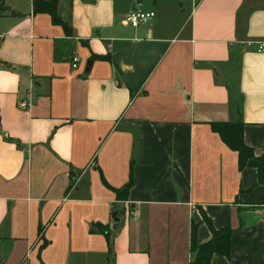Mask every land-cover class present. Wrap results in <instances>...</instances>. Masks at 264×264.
<instances>
[{"label": "crops", "instance_id": "1", "mask_svg": "<svg viewBox=\"0 0 264 264\" xmlns=\"http://www.w3.org/2000/svg\"><path fill=\"white\" fill-rule=\"evenodd\" d=\"M57 1L70 31L32 0L0 15V264H190L202 209L238 227L211 264H264V185L210 123L264 153V0Z\"/></svg>", "mask_w": 264, "mask_h": 264}, {"label": "trees", "instance_id": "2", "mask_svg": "<svg viewBox=\"0 0 264 264\" xmlns=\"http://www.w3.org/2000/svg\"><path fill=\"white\" fill-rule=\"evenodd\" d=\"M33 11L35 13H48L51 15L52 21L55 24H60L70 31L68 24L61 18L58 13V1L57 0H32ZM8 11V7L5 4V0H0V15H3ZM94 57V56H93ZM100 59L111 60V56L99 55L96 56ZM211 127L213 131L217 132L222 138L223 142L231 149L238 152V164L239 169H243L247 166H252L257 169L258 181L256 184L264 185V153L257 155L252 146L248 145L244 138V126L245 122L242 120L237 121H212ZM134 162L131 163L129 179L119 188H114L117 198L122 201H126L129 197V191L134 184ZM73 173H71L70 187L73 186ZM241 192L242 189H241ZM264 204V197L259 203ZM203 221L207 223L211 237L204 241L199 242L197 235V224H193L191 233L190 251L192 254L190 264H211L212 258L215 254L225 255L231 258L232 253V235L238 227L233 225H226L222 227H216L213 224L212 218L202 209ZM95 225L101 226V232L107 237L109 256L114 251L113 240L110 236L109 227L95 223ZM43 231V227L40 226L39 232ZM43 247V246H42ZM109 264V263H108Z\"/></svg>", "mask_w": 264, "mask_h": 264}, {"label": "built area", "instance_id": "3", "mask_svg": "<svg viewBox=\"0 0 264 264\" xmlns=\"http://www.w3.org/2000/svg\"><path fill=\"white\" fill-rule=\"evenodd\" d=\"M154 15L155 12L153 11H144L142 9H135L128 14L126 21L129 22L132 26L137 27L141 23H146L147 21H149ZM258 50L259 51L264 50V41L258 43ZM78 61H79V57L76 55L73 56V67H77ZM20 106L22 108H26L28 107V103L26 101H22L20 103Z\"/></svg>", "mask_w": 264, "mask_h": 264}, {"label": "rangeland", "instance_id": "4", "mask_svg": "<svg viewBox=\"0 0 264 264\" xmlns=\"http://www.w3.org/2000/svg\"><path fill=\"white\" fill-rule=\"evenodd\" d=\"M185 5H187V8H189V9L191 8V5H190V4L188 5V3H187V4H185Z\"/></svg>", "mask_w": 264, "mask_h": 264}, {"label": "water", "instance_id": "5", "mask_svg": "<svg viewBox=\"0 0 264 264\" xmlns=\"http://www.w3.org/2000/svg\"><path fill=\"white\" fill-rule=\"evenodd\" d=\"M91 64V60H90V62H89V65ZM89 65H88V67H89ZM116 215V214H115ZM117 219V221H119V218H116Z\"/></svg>", "mask_w": 264, "mask_h": 264}]
</instances>
